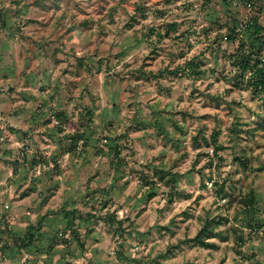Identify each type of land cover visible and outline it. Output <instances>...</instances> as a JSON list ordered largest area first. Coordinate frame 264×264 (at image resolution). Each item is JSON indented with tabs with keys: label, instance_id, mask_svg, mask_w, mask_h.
I'll return each mask as SVG.
<instances>
[{
	"label": "rangeland",
	"instance_id": "374dc122",
	"mask_svg": "<svg viewBox=\"0 0 264 264\" xmlns=\"http://www.w3.org/2000/svg\"><path fill=\"white\" fill-rule=\"evenodd\" d=\"M261 1L0 0V264L43 217L30 264H264V109L224 38Z\"/></svg>",
	"mask_w": 264,
	"mask_h": 264
},
{
	"label": "trees",
	"instance_id": "16d2710c",
	"mask_svg": "<svg viewBox=\"0 0 264 264\" xmlns=\"http://www.w3.org/2000/svg\"><path fill=\"white\" fill-rule=\"evenodd\" d=\"M226 2V8L228 7L227 0H223ZM248 6H256L257 3L261 4V0H242ZM260 6V5H258ZM259 10V9H258ZM176 24H169L166 28V32L175 30ZM227 42H236L235 51L229 54L230 65L235 69V85L238 87H245L249 89L251 95L260 99L261 106L264 109V25L260 23V20L257 16H252L245 21V23H241L238 18L231 17L230 25L227 29V34L224 36ZM237 40V41H236ZM189 68H192L193 62H188ZM197 67V66H194ZM181 70H185L181 68ZM175 72V71H172ZM93 111H89L87 113L88 116L92 114ZM261 129L264 131V122L262 123ZM163 132V130H159ZM218 135L213 133L211 135V139L206 140L204 142L213 146L214 155L217 158H220L218 152L225 148L224 145L217 143ZM78 140L85 139V134L81 133L77 136ZM115 152V160H113L114 164L117 162V156L119 154L118 147L112 148ZM245 168H247V163H241ZM116 168L118 165L115 164ZM261 167H255V170H260ZM162 171H160L161 174ZM163 173V172H162ZM259 198L256 197L251 191L245 201H247L249 207V213L253 214L255 210V202L258 201ZM61 214L63 218L66 220L67 228H72L74 225L73 212L61 210L60 212L50 211L48 216ZM255 221L257 229H264V219H253L252 222ZM46 219L40 218L38 220V227H34L30 225L25 233L22 235L14 236L13 247L18 252H23L27 258L25 260V264H30L32 262L30 259L31 250L30 247L34 244L36 238V233H39L40 227L45 224ZM252 222H248L247 227L251 228ZM220 221H217L219 224ZM213 227L211 226V219L208 217L205 219L203 226L198 231L197 235L193 238V241L196 242L200 246L204 247H212L213 243H210L208 239L212 233Z\"/></svg>",
	"mask_w": 264,
	"mask_h": 264
},
{
	"label": "built area",
	"instance_id": "2783aa9c",
	"mask_svg": "<svg viewBox=\"0 0 264 264\" xmlns=\"http://www.w3.org/2000/svg\"><path fill=\"white\" fill-rule=\"evenodd\" d=\"M3 138L1 137L0 140H2Z\"/></svg>",
	"mask_w": 264,
	"mask_h": 264
}]
</instances>
